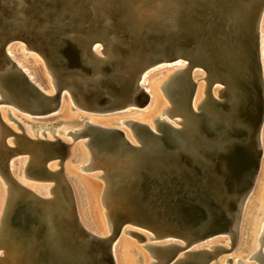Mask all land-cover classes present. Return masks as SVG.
<instances>
[{
    "label": "water",
    "instance_id": "95a60500",
    "mask_svg": "<svg viewBox=\"0 0 264 264\" xmlns=\"http://www.w3.org/2000/svg\"><path fill=\"white\" fill-rule=\"evenodd\" d=\"M169 1L0 0V104L5 103L31 116L50 115L59 110L66 95L75 107L89 113L117 111L122 114L126 112L120 111L128 108H132L128 112L142 109L150 98L140 84L142 78L155 65L179 59L187 63L186 73L176 74L167 83L168 96L178 111H184L185 114L180 116L186 118L193 114L196 82L190 77L191 66L200 62L197 54L200 41L207 47L213 44L207 30L191 21L192 14L186 13V4L180 6L177 13L168 15L174 27L163 24L159 18ZM230 6L239 10L249 34L245 38L248 71L238 87L242 92L244 112L254 128L249 139L239 145L242 154H232L238 166L234 179L243 189L238 201H228V195L224 200L215 201L208 192H200L198 183L202 178L197 170L188 174L186 165L172 155L176 149L164 151L160 147L155 153L158 134L146 124L125 122L136 142L132 145L121 130L103 129L83 118L80 130L67 132L73 140L105 131L109 132L107 140L110 144L116 141L112 149L97 152L87 142L89 162L80 167L90 171L101 169L102 179L112 185L113 192L103 191L101 197L110 234L106 238L94 235L78 218L77 194L63 172L71 142L56 136L53 140L32 139L14 133L0 122V177L7 185L0 226V264H63L61 253L71 244L69 237L74 240L72 243L80 241L84 244L85 262L81 264H116L113 246L120 232H126L128 227L153 234L150 239L169 240L164 245H146L156 259L151 264H219L224 255L227 256L224 262L230 263L231 254L240 241L242 208L255 175V155L260 154L258 134L264 118V87L258 61V38L264 0H231ZM66 33L72 35L69 41L62 37ZM18 43H23L26 49L43 59L51 76L52 95L34 85L8 55L7 48ZM114 43L125 44L126 53L120 52ZM96 45L102 47V51L109 50L116 55V68L106 73L83 74L77 65L71 63L68 53L81 52L96 62L101 59L94 50ZM213 82L210 80L208 86ZM26 92H32L41 104L38 111L26 108L21 102L20 98ZM175 115L172 113L168 117L174 118ZM174 122L180 127H173L163 120L157 126L168 124L174 138L191 136L189 125L180 120ZM9 135H12L11 144L7 142ZM55 143L66 145L65 157L57 159L46 152V147ZM24 154L28 155L24 176L53 181L51 196L33 193L12 176L10 165ZM125 155L130 157L124 163ZM52 159H57L59 169H48ZM243 159L250 165L246 169ZM32 165L36 166L35 174L29 171ZM142 168L147 170V175L141 176ZM187 210H200L204 215L191 221L192 231L182 233L174 221L184 222ZM214 233H221L228 242L190 249L206 235ZM136 236L143 238L139 234ZM173 236L177 238L173 239ZM178 239L183 245L175 243ZM260 245H264V238ZM255 254V258L264 264L261 251Z\"/></svg>",
    "mask_w": 264,
    "mask_h": 264
},
{
    "label": "bare ground",
    "instance_id": "6f19581e",
    "mask_svg": "<svg viewBox=\"0 0 264 264\" xmlns=\"http://www.w3.org/2000/svg\"><path fill=\"white\" fill-rule=\"evenodd\" d=\"M230 2H231V0H179L178 2L175 0H171V1H169L168 6H164L163 15L159 18V20H162L161 22L163 24L174 27L172 22L170 20H168V18H169L168 15L171 12L177 13L178 8L180 6L184 7V4H186L187 8H188L186 10V13L191 12V14H192L191 21L196 23V24H201V26L207 30V34L211 35V42H212L213 46L207 47L203 41H200V44L198 45L199 50L197 52L198 56L200 57V62H198V65H196V66H191V72H190V77L192 78L193 81L196 80L194 78V74L198 73V72L199 73L202 72L204 74V76L202 77V80H204V84L202 82H199L201 80L200 78H199L200 80L195 81L196 82V90H195L193 100H192L193 114H188V116L186 118L180 116V114H185L184 111L182 109H180L179 111L177 110L176 104L172 102V100L169 98L168 92H167V90H168L167 83L176 74L180 73L183 75L184 73H186V68H185L186 66L185 65L187 63L183 62L179 59H176L177 61L174 62L173 65H171V68L176 67L175 71H173L170 75H168L161 84H160V81L156 80L148 86L149 89L145 88V91L149 94L150 98H149L148 103L141 109V112L139 113V115L141 114L140 118H139V120L137 119L136 122L146 124L150 129H152L154 132H156V134H158L159 144L154 145V152L155 153L158 152L160 147L164 151L176 149V152H174L175 154H172V155L174 156L175 159L183 162L186 165L188 174L192 175V174H194L193 169L197 170L198 176H200L202 178L201 181L198 183L200 192H208L210 197L215 201L224 200L225 195H228V197H227L228 201L231 199V200L236 202V201H238L239 197L241 196L243 189L241 188L240 184L237 183L236 180L234 179L235 176L237 175V169H238L237 167L238 166H237V163L234 161L232 154L240 155L241 148L239 147V145L245 139H249L250 135L254 132V128L252 126L250 117L244 112V109L242 106V96H241L242 92H241L240 87H238L239 83L244 82L242 77L245 75V71H248L247 66H248L249 55L247 53V42H246L245 38L248 37L249 34H247V30L244 26L245 23L240 16L239 10L230 6ZM164 17H166V18H164ZM71 36L72 35L70 33H66L62 37L66 41H69L71 39ZM114 45L120 52H122L123 54L126 53L127 46L125 44L114 43ZM71 46L76 47V44L71 43ZM12 47H14V46H12ZM94 50L96 51V54L101 57V59L96 61V62L93 61L92 59H88V58L84 57V55L81 52L68 53V56L71 60V63L77 65L79 70L83 74L106 73L107 70L114 71L116 68V55L109 50L102 51L103 49L99 45H96L94 47ZM7 53L11 57V59L13 61H15L13 56H12L11 49L9 47L7 48ZM258 61H259V67H260L261 77L263 80V87H264V11L262 13V16L260 18V23H259ZM18 66L20 67V69L22 71L25 72L28 79L34 85H36L42 92H44L47 95H52L54 93L53 88H52L53 85L50 86L51 82L48 84V82L45 81L46 82L45 83L44 80L42 81L40 78H38L37 75L35 73H33L31 70L25 69V68L21 67V65H19V64H18ZM161 68H163V66ZM157 70H158V68H157ZM46 72L49 73L48 69ZM150 73L152 74V71H150ZM44 74H43V76H44ZM147 75H148V73L145 74V76L142 78V80L140 82V84L142 85L143 88H144L143 82H144L145 77ZM210 80H212L214 82L209 87L208 85L210 83ZM158 89L159 90L161 89V93H162L164 99L167 101L169 106H167V107L165 106V102L162 100V97H161ZM20 99H21V102L23 104H25L26 108H28L32 111H38V109L40 108L41 104L33 96L32 92H26ZM70 101H69V98L64 97L62 99V103L60 105V108L57 112L62 110L64 105L68 107L70 105V103L72 102V101L71 102ZM151 102L153 103L152 109L158 110V111H157V113H153L152 115H147V110H148ZM71 104H73V103H71ZM76 109H78V108H76ZM172 113H176L174 118L180 120L182 123H185L186 126L189 125L192 128V132H191L190 137L185 138V139H183L181 137H179V138L173 137L172 130L169 128L168 124L172 125L173 127H177V128L180 126L177 125L175 122H171L172 121L171 119H170L171 120L170 122H168L169 120H166L168 118L167 116L169 114H172ZM52 114H54V113H52ZM165 114H166L167 118L165 117ZM106 115H107V113H106ZM117 115H120V114H117ZM29 116H31V115H29ZM37 116L38 115L33 116V117H37ZM111 116H116V115H111ZM162 116L165 118H162ZM44 117H46V116H44ZM83 118L84 117H81V119H83ZM161 120L165 121L168 124L162 123L161 127L157 126V123ZM87 122H89L90 124H92L94 126H98L100 128H103V129H110V128L115 127V126H112V121H105V122L101 121V122L95 123L94 121L87 120ZM119 122H120V125H126L125 120H119ZM263 124H264V118H263V122H262V125L260 127L259 134H258L260 154H259V158L257 160L255 173H257V172L259 173L261 171V163L263 162V158H262V135H263V128L262 127H263ZM5 125H6V123H5ZM50 125L51 124H49V123L44 124V126H46V127H48ZM46 127H44L43 129H40L41 131H38V130L35 131V134H37L38 138L41 137L40 135L43 134L46 129H48ZM64 128H65V126H64ZM80 128H81V126L77 129H74V130H80ZM117 129H119L123 132L124 137L132 145H136V142L134 140V137L132 136L131 130L129 131L128 128L125 129L124 126H123V128H122V126H121V128L117 127ZM74 130H72V131H74ZM28 131H29V129H28ZM62 132L64 133V135L67 136V132H68L67 129H64ZM14 133H15V130H14ZM30 133L32 134V132H30ZM45 134H48V137H49L48 132H46ZM108 135H109V132L102 131L101 134L93 133L90 135L80 136L77 140L79 142H77V143L74 142L75 145L73 143V146H71V148H70L69 156L64 161V168H63L64 174L66 175L67 171L71 172L72 169L74 170V168L72 167V165H73L72 163H74V162L77 163V165L79 164L78 165L79 167L86 166L88 164V162H89L88 148L89 147L86 146L87 142H90V145L94 146V150L96 152L101 151V150L112 149L113 146H115L116 141L114 140L115 142L110 144L109 141L107 140ZM60 138H61V135H60ZM11 139L12 138H10V140ZM51 139H53V138H51ZM79 139H81V140H79ZM10 140L7 139L8 144H11ZM62 140L65 141L64 139H62ZM70 140H71V138H70ZM250 148L252 149V151L255 150L254 146H251ZM129 157H130L129 155L128 156L125 155L124 163L127 162V159ZM247 157H248V155L245 158L247 159ZM26 158L24 159L23 168L25 167V164L27 161ZM55 160L56 159H52L51 161H49V163H48V169L49 170H52L54 168L56 169ZM67 161H69V165H68ZM242 163H243V167H245V169L247 168V166H250L248 164V162H246L245 159H243ZM12 165L13 164L10 165V169H11ZM35 165H32L29 169L30 173H32V174L37 173ZM74 166H76V164ZM240 166H239V168H240ZM97 170L98 171L100 170V172H101V169H97ZM77 171H79V170H77ZM86 171L91 172L90 170H86ZM243 171H245V170L243 169ZM94 172H95V170H94ZM147 173H148L147 170L142 168L141 176H145V175H147ZM22 174H23V172H22ZM23 176H24V174H23ZM33 176H35V175H33ZM247 176H248V174H247ZM27 178L33 179L30 177H27ZM75 178L78 180V185L81 187V189L88 196V198L91 202V205H92L91 206L92 211L94 213L98 212V214L100 216L102 214V210L98 209V206H99V202H102V200H101L102 192L105 191L108 194L109 193L111 194L113 192L112 191V185L109 183H105L104 179H102V177H101V173L98 174L97 178L101 179L103 184H102V182L101 183L96 182L95 181L97 179L96 177H94V178L92 177L90 179H86L84 177H79L80 180L77 177H75ZM0 180H1V178H0ZM49 182L51 183V181H49ZM255 183H256V180H255V182L253 181L252 188L255 187L254 186ZM0 184H1V182H0ZM21 185L23 187H25L26 189L32 191L33 193L37 194V195H43L45 197L51 196L50 187L52 185L49 187H41V186H35V185L27 186L24 184H21ZM0 188H2V187H0ZM6 188H7V186H6ZM6 188L4 190V193H6V196L4 197L5 198L4 205L2 203L3 202L2 198H3L4 194H2V192H1L2 201H0V207L2 210H1V214H0V226H1V221L3 219V215H4L3 212H4V208H5L6 197H7ZM252 188L250 189V191L246 197V200L244 202L243 208H242V217H241V222H240V241L238 242V244L236 246L237 249L235 248L236 251L239 249H242V247L244 245L243 242H245V241H243V240H245V239H243V238H245L244 232H245V224H246L245 223L246 222L245 210H246L247 205L250 203V198L252 197V194H251ZM78 194H79V192H78ZM262 196L264 198V194ZM79 202H80V200H79ZM1 204H2V206H1ZM263 206H264V199L262 201V207ZM102 208H103V206H102ZM104 209H105V207H104ZM105 211H106V209L104 210V213H105ZM12 215H13V212L10 213V217H12ZM105 215H106V213H105ZM203 215H204V213L200 210H197V211L196 210H187L184 212V216H185L184 222L183 221L182 222L174 221V224H176V227H178L182 233H187L188 231H192V229H193L191 221H193L195 218L201 217ZM78 218H79V215H78ZM79 220H80L82 226L87 231H89L90 233H92L94 235H98V236L106 238L110 234L108 221L106 223V225L108 227V235H107V229H106L105 225L102 226L103 232H101L100 234H96V233L88 230L85 227V223L82 222L80 218H79ZM261 220H262L261 224L258 225V227L256 229H253V227H251V226L248 227V229H249V233H248L249 242L247 241L248 243H247L246 247H248L249 245L252 246V249L249 250V254L246 256V259L248 261L252 260L253 258L256 259L255 253H256V251L260 250V247H262V245H260V243H262V240L264 238V214H263ZM90 225L93 227L92 223H90ZM128 228H130V227H128ZM132 230H133V228H132ZM132 230L128 229L126 232H120V234L118 235V238L123 233H127L130 235L136 236L134 234V232L132 233ZM253 230H255V231H253ZM134 231H137V230H134ZM144 232L145 231H141L139 233L141 235L142 234L144 235ZM250 234H254V236H252L251 239H250ZM150 235H151V237H153V234H150ZM149 237L150 236H148V238ZM118 238H117V240L113 246V254H114L115 260H116L115 246L118 243ZM168 238H170V237H165V239H168ZM172 238L176 239L177 236H173ZM179 238H181V237H179ZM248 238H247V240H248ZM69 241L71 242V244L69 246L64 247L62 250V253H61V255L63 256L62 263L63 264H81V263H84L85 262V260H84L85 259L84 244L81 243L80 241H75V243H72L74 240L70 237H69ZM157 241H158V239H157ZM167 241H169V240L162 241V242H160L159 245H164ZM170 241L174 242L175 240H170ZM227 242H228V240L225 239L221 233H214L211 235H206L203 240H201L200 242L193 245L190 249H200V248H205L207 245H215V244H224L225 245ZM175 243L183 245L180 239H178V242L176 241ZM146 245H144L143 247L147 249L148 257L144 255L145 262L143 261V259H142V261H143V264H151L152 262H150L149 259L154 260V262L156 259L153 257L149 247ZM149 245H151V244H149ZM255 245L259 246L258 250L256 249ZM226 257H225V255L222 256L219 259V264H231L233 259L235 260L234 264H240V262L243 263L241 261V258H238V257L233 258V256H231L232 259H231L230 263H226V262H224ZM237 261H240V262H237ZM116 264H118L117 260H116ZM243 264H245V263H243Z\"/></svg>",
    "mask_w": 264,
    "mask_h": 264
},
{
    "label": "rangeland",
    "instance_id": "374dc122",
    "mask_svg": "<svg viewBox=\"0 0 264 264\" xmlns=\"http://www.w3.org/2000/svg\"><path fill=\"white\" fill-rule=\"evenodd\" d=\"M22 44L23 43H18L16 45H14V47L10 48L11 52H12V56L15 60L14 63L17 66L19 64V65H21V67L31 70L33 73H35L37 75L38 78H40L42 81L44 80V82L47 81L49 84L51 82V76L48 72H46L47 68L44 65L45 63H43L44 61L42 60V58H40V56L37 55V53H35L34 51L29 50V49H25L24 44L23 45ZM173 64H174V62H167V63L163 62V63H159V64L155 65L154 67H152L147 72L149 76L143 82L144 89L145 88L149 89L148 86L156 80L160 81V84H161L168 75H170L173 71L176 70V67L171 68V65H173ZM162 66L164 69L161 68ZM167 66L168 67L170 66V67L168 68ZM157 68H158V70H157ZM150 71H152V74L150 73ZM43 74H44V76H43ZM203 76H204V74L202 72L201 73H199V72L195 73L194 74V78L196 79L195 81L201 79L199 82H202L204 84V80H202ZM51 85L52 84L50 83V86ZM52 88H53V86H52ZM255 89H256V93H258L259 91L257 90L256 86H255ZM158 91L162 97V100L165 102V106L166 107L169 106L167 101L164 99V97L161 93V89L160 90L158 89ZM65 97H67V96L65 95ZM67 98H69V97H67ZM69 101H70V99H69ZM71 103L68 107L64 105L62 110H60L57 113L55 112L54 114H50L48 116L44 115L46 117H44L43 115H41L42 117L41 116H37V117L29 116V115H26V114L19 112L18 110L14 109L10 105L7 106L5 103H2V104H0V115H1L0 116V122H2L4 124L6 123V125L8 127L10 126L9 128H11V130L13 129L12 130L13 132L15 130L16 134H24L26 136L28 135L27 137H30L33 139L35 137H37V134H35V131L36 130L41 131L40 129H43L44 127H46V126H44V124L49 123L51 125L46 127L48 129H46L44 131V133L40 135L41 136V137H39L40 139H47L48 138L50 140L51 138H54V136H56L57 138H59L61 140L64 139L67 143L71 142V144L73 146L74 142L75 143L79 142V141H77L78 139L73 140V137L71 135L66 136V135H64V133L62 131L64 129H67L68 131H72L74 129L79 128L81 126V123H80L81 117H84L86 119V121L87 120L94 121L95 123L101 122V121H104V122L105 121H112V126H115L114 128H117V127L121 128V126L123 128V126H124L125 129L128 128L130 131V128L128 127V125H120L119 120L136 121L137 119L139 120L140 115H141V114L139 115V113L141 112V109H134V111L128 112V110H131L132 108H128L124 111H120V112H126V113H122L120 115H117L119 113L117 111L111 112V113L109 112V113H107V115H106V113H98V114L93 113L92 114V113H88L86 111H81V109H76L77 107L75 108V106ZM152 107H153V103L151 102L150 106L147 110V115H152L153 113H157L158 110H153ZM7 109L9 110V113L7 112ZM111 115H116V116H111ZM9 116L12 119H10ZM163 116H162V118H165L166 114H165V117H163ZM166 120H169L168 122H170V121L174 122V120H178V119L168 117ZM18 124L20 126H18ZM64 126H65V128H64ZM262 128H263V135H262V158H263V162L261 163V171L259 173L258 172L255 173V175H254L253 181L255 182V180H256V183L254 185L255 187L252 188V186H251L252 197L250 198V203L247 205L246 210H245V213H246V222L245 223L246 224H245V232H244L245 238H243V239H245V240H243V241H245V242H243L244 248L242 247V249H239L237 251H236V249H237L236 248L234 250V252L231 254V256H233V258L234 257L241 258V261L245 264H261L254 258L250 261H248L246 259V256L249 254V250L252 249L251 245H249L248 247H246V245L249 242V238H248L249 229H248V227L251 226V227H253V229H256L258 227V225L261 224V222H262L261 218L264 214V206L262 207V201L264 199L262 196L264 194V124H263ZM28 129H29V131H28ZM30 132H32V134ZM46 132L49 133V137H48V134H45ZM60 135H61V138H60ZM10 138H12V135H9L7 137L8 140H10ZM70 138H71V140H70ZM51 140H53V139H51ZM79 140H81V139H79ZM75 143H74V145H75ZM45 150L48 154H52V155L56 156L57 159L63 158L66 155V145L63 143L51 144L50 146H47ZM26 155L27 154H24L23 156L19 155L17 157L18 158L17 163L13 164L11 167V171L13 173L12 176L17 181H19V183L27 185V186L35 185V186H41V187H49V186L53 185L54 182L51 180L29 179V178L23 176L22 172L24 170V168H23L24 159L28 156V155L27 156ZM258 156H259V154L256 153L255 159L258 160V158H259ZM57 159L55 160V162L57 161ZM67 162L69 165V161H67ZM72 164H73L72 167L74 168V170L72 169L71 172L67 171L66 176H67V181H68L71 189L74 192L77 191L76 192L77 195L75 198H76V202L78 205L79 218L81 219L82 222L85 223V227L88 230H90L91 232H94L96 234H100L101 232H103L102 226L105 225V227L107 229V235H108V227L106 225L107 218H106V215L104 213V210H105L104 205L102 204V202H99L98 209L102 210V214L100 216H99L98 212L94 213L92 211V208H91L92 205H91V202H90L88 196L81 189V187L78 185V180L75 178V177H77V178L84 177L86 179H90L92 177L97 178L98 174L101 173L100 170L98 171L97 169H95V172L94 171L89 172V171L81 169L78 166L79 164L77 165V163H75V162ZM75 164H76V166H74ZM54 169H52V170H54ZM56 169H59L58 165L56 166ZM77 170H79V171H77ZM1 180H2V178H1ZM1 180H0V182H1L0 187H2V188H0V189L1 190L3 189V190L2 191L0 190V194L2 192V194H4V195H3V198H2V194L0 195V201H2V199H3L2 203L4 205V200H5L4 197L6 196V193H4V190H5L7 185L3 182V180L2 181ZM79 180H80V178H79ZM49 181H51V183ZM95 181L99 182V183L102 182L101 179H99V178H97ZM102 184H103V182H102ZM78 192H79V194H78ZM79 200H80V202H79ZM1 206H2V204H1ZM102 206H103V208H102ZM1 210L2 209L0 207V214H1ZM90 223H92L93 227L90 225ZM132 228L133 227H130L128 229L132 230ZM134 230L141 232L140 230L133 228V231ZM253 231H255V230H253ZM142 236L144 237L142 239L138 238L137 236L130 235L127 233H123L119 236L118 243L115 246V256H116V260H117L118 264H143V261L145 262L144 255L148 257V251L143 246L146 244L147 245H149V244L159 245L160 242H162L159 240L157 241V239H149L148 236H151L149 233L144 232V235L142 234ZM252 236H254V234H250V239L252 238ZM247 238H248V240H247ZM255 246H256V249L258 250L259 246L258 245H255ZM260 251L264 255V245H262V247H260ZM225 257H226V255H225ZM142 259H143V261H142ZM149 260H150V262H154V260H152V259H149ZM234 261L235 260L233 259L231 264H234Z\"/></svg>",
    "mask_w": 264,
    "mask_h": 264
},
{
    "label": "flooded vegetation",
    "instance_id": "af4514ba",
    "mask_svg": "<svg viewBox=\"0 0 264 264\" xmlns=\"http://www.w3.org/2000/svg\"><path fill=\"white\" fill-rule=\"evenodd\" d=\"M133 232H134L135 235H137V233H138L139 235H141V234H140L139 232H137V231H133V230H132V233H133Z\"/></svg>",
    "mask_w": 264,
    "mask_h": 264
}]
</instances>
